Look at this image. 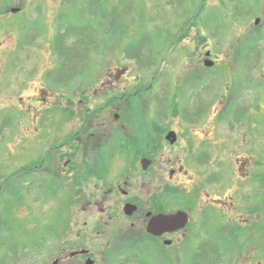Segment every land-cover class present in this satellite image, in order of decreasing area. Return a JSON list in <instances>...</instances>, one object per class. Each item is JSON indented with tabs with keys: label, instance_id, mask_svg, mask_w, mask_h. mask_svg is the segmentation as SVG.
Segmentation results:
<instances>
[{
	"label": "flooded vegetation",
	"instance_id": "1",
	"mask_svg": "<svg viewBox=\"0 0 264 264\" xmlns=\"http://www.w3.org/2000/svg\"><path fill=\"white\" fill-rule=\"evenodd\" d=\"M34 3L0 0V145L11 139L0 244L14 264H264V145L255 128L234 136L229 87L207 109L154 118L150 86L129 67L73 85L65 64L67 81L52 78L61 95L37 81L41 45L18 18ZM192 69L185 82L197 85L202 69ZM16 84L21 92L5 95Z\"/></svg>",
	"mask_w": 264,
	"mask_h": 264
},
{
	"label": "rangeland",
	"instance_id": "2",
	"mask_svg": "<svg viewBox=\"0 0 264 264\" xmlns=\"http://www.w3.org/2000/svg\"><path fill=\"white\" fill-rule=\"evenodd\" d=\"M29 1H35L34 6L18 18L26 20L28 29H35L41 45L39 83L57 87L65 95V83L52 80L57 74L67 81L65 64L73 66V85L91 83L102 67L125 65L131 70L128 78L150 86L145 95L154 118L159 111L170 115L175 110L207 109L211 98L228 86L233 98L225 110L233 131L237 133L240 126L255 128L264 145V0ZM51 3H56L52 9ZM33 14H37L36 22ZM258 17L261 21L256 23ZM208 50L214 51L209 58L214 67L204 66ZM194 65L202 69L203 80L197 85L185 82ZM7 68L19 75L12 65ZM14 88L5 85V95L21 92L18 84ZM11 112L6 110L5 116ZM177 120L168 118L166 124L182 127ZM235 133L237 138L243 135ZM10 141L5 135V144L0 145V189H5V146ZM50 221L48 215L45 222ZM18 222L16 217L8 221ZM7 251L4 240L0 264H14ZM37 262L34 257L20 264Z\"/></svg>",
	"mask_w": 264,
	"mask_h": 264
},
{
	"label": "water",
	"instance_id": "3",
	"mask_svg": "<svg viewBox=\"0 0 264 264\" xmlns=\"http://www.w3.org/2000/svg\"><path fill=\"white\" fill-rule=\"evenodd\" d=\"M259 22V20H256V23H258ZM210 55V53H207V56H209ZM205 65L207 66V67H211V66H213V62H211V61H209V60H206L205 61Z\"/></svg>",
	"mask_w": 264,
	"mask_h": 264
},
{
	"label": "trees",
	"instance_id": "4",
	"mask_svg": "<svg viewBox=\"0 0 264 264\" xmlns=\"http://www.w3.org/2000/svg\"><path fill=\"white\" fill-rule=\"evenodd\" d=\"M250 47V46H249ZM251 49H254V47H250Z\"/></svg>",
	"mask_w": 264,
	"mask_h": 264
}]
</instances>
